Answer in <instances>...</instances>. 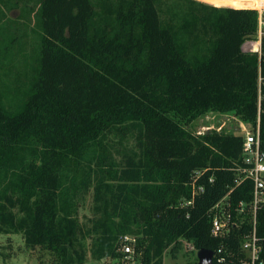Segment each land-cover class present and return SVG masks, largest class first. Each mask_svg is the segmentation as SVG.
<instances>
[{
  "label": "trees",
  "instance_id": "obj_1",
  "mask_svg": "<svg viewBox=\"0 0 264 264\" xmlns=\"http://www.w3.org/2000/svg\"><path fill=\"white\" fill-rule=\"evenodd\" d=\"M215 1L10 5L22 18L34 15L40 46L27 80L15 74L18 91L0 65V234H21L25 246L54 253L59 264H85L88 238L95 260L114 259L126 234L136 237L142 264H163L183 241L238 253L250 226L214 237L209 210L231 189L234 205L251 199V181L234 187L243 138L223 132L226 125L203 135L189 125L216 112L254 128L259 113L264 150V41L261 57L241 49L257 32L251 7L264 9V0ZM2 17L0 35L10 26ZM197 171L204 191L182 206ZM90 192L86 227L76 212ZM257 230L264 233V207Z\"/></svg>",
  "mask_w": 264,
  "mask_h": 264
},
{
  "label": "built area",
  "instance_id": "obj_2",
  "mask_svg": "<svg viewBox=\"0 0 264 264\" xmlns=\"http://www.w3.org/2000/svg\"><path fill=\"white\" fill-rule=\"evenodd\" d=\"M264 41V13L259 11L257 32L252 39L242 44V51L247 54H257L261 57L262 43ZM261 82V77H259ZM260 96L258 111L260 109ZM237 129L230 126V132L239 134L243 138L240 162L234 167V187L246 180L252 182L251 199L248 202H230L229 193L220 198L209 210L211 217V234L214 237L229 236L231 230L246 222L250 228L243 233L238 253L221 245L213 252L216 264H264V233L257 230V213L264 207V150L260 141V116L258 113L256 126L238 120ZM233 125V124H232ZM199 133V132H197ZM201 172L197 171L191 178V198L181 202L182 206L193 204L195 196L204 191L202 184H197ZM212 181V179H209ZM136 237L123 235L119 237L114 259H108L107 264H142V252L136 248ZM188 250L196 251L192 243L185 241Z\"/></svg>",
  "mask_w": 264,
  "mask_h": 264
},
{
  "label": "rangeland",
  "instance_id": "obj_3",
  "mask_svg": "<svg viewBox=\"0 0 264 264\" xmlns=\"http://www.w3.org/2000/svg\"><path fill=\"white\" fill-rule=\"evenodd\" d=\"M204 2L212 4V0H202ZM15 2L13 0L7 6L0 0V17L2 12L4 17L9 21L10 26L2 30L3 34L0 35V49H4L6 56L0 65L2 66L1 71L11 72L13 75L7 74L4 76V80L7 85L14 86L18 91L20 80L18 75L23 81L27 80L28 75H31L33 70L38 64L39 59V40L40 31L35 26L34 15L31 14L26 18L21 17V11L16 8H9L10 5ZM214 2H216L214 0ZM19 5L22 4L21 0L18 2ZM31 5H34L32 3ZM214 5V4H213ZM217 6V5H216ZM228 6V5H220ZM234 7V6H230ZM35 8V7H34ZM240 8V7H239ZM248 8V6L244 7ZM257 8L258 11L264 13V9L261 7H251ZM263 9V10H260ZM1 34V32H0ZM26 73V75H23ZM23 75V76H21ZM19 97V93H16ZM13 98H16L14 92L10 94ZM10 98V99H13ZM9 99V100H10ZM229 116L230 120L237 121V117L233 114H217L216 112H208L205 115L200 116L195 119L192 124L189 125V129L198 135H203L207 128L216 129L217 132H222L219 130L225 125L226 120L224 116ZM235 117V118H234ZM239 120V119H238ZM199 132V133H197ZM223 132H230V130H224ZM92 194L87 193L80 198L79 205L77 206L76 216L79 222L84 226H90L92 219ZM85 246L87 249V258L85 264H107L108 259L95 260L91 255V239L85 240ZM197 250H188L185 241L182 242L181 248L173 256L170 250H167L163 257V264H197ZM0 264H59L57 263V256L50 251L43 248L31 249L24 244V240L21 234L14 233L10 235L0 234Z\"/></svg>",
  "mask_w": 264,
  "mask_h": 264
},
{
  "label": "water",
  "instance_id": "obj_4",
  "mask_svg": "<svg viewBox=\"0 0 264 264\" xmlns=\"http://www.w3.org/2000/svg\"><path fill=\"white\" fill-rule=\"evenodd\" d=\"M197 264H213V252L206 248L197 250Z\"/></svg>",
  "mask_w": 264,
  "mask_h": 264
},
{
  "label": "bare ground",
  "instance_id": "obj_5",
  "mask_svg": "<svg viewBox=\"0 0 264 264\" xmlns=\"http://www.w3.org/2000/svg\"><path fill=\"white\" fill-rule=\"evenodd\" d=\"M260 10H263V9H260ZM224 119L226 120L225 125H226V127H227L228 130H230V126H233L234 129H237V124H238L237 121H236V123H235L234 125H232V124H231V120L229 119V116H227V115L224 116ZM222 127H223V126H222ZM222 127H221V128H222ZM221 128H220V129H221ZM207 129H210V128H207ZM207 129H206V130H207ZM220 129H219V130H220Z\"/></svg>",
  "mask_w": 264,
  "mask_h": 264
},
{
  "label": "crops",
  "instance_id": "obj_6",
  "mask_svg": "<svg viewBox=\"0 0 264 264\" xmlns=\"http://www.w3.org/2000/svg\"><path fill=\"white\" fill-rule=\"evenodd\" d=\"M19 9V8H18Z\"/></svg>",
  "mask_w": 264,
  "mask_h": 264
}]
</instances>
